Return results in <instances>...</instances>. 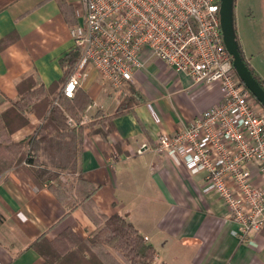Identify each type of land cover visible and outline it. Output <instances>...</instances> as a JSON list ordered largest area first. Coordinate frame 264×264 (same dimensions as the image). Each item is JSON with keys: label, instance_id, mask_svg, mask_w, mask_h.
Masks as SVG:
<instances>
[{"label": "crops", "instance_id": "obj_1", "mask_svg": "<svg viewBox=\"0 0 264 264\" xmlns=\"http://www.w3.org/2000/svg\"><path fill=\"white\" fill-rule=\"evenodd\" d=\"M77 8L78 0H0L1 113L19 100L24 79L34 76L49 88L64 78L60 59L73 50L70 29L80 22ZM141 57L144 68L127 84L128 96L132 88L137 101L133 110L114 119L108 138L84 136L80 168L100 186L93 195L95 216L121 215L132 223L154 247V264H264V229L256 245L242 242L231 232L235 226L222 200L202 193L204 176L190 174L180 157L156 150L162 133L177 132L221 102L219 84H195L149 51ZM64 85L53 94L63 92ZM78 89L92 101L84 116L89 121L98 112L116 113L128 97L121 100L92 65L80 73ZM40 113L28 112V123L12 135L14 142L34 134ZM97 224L82 206L69 211L49 185H37L25 169L0 175V264H44L31 247L34 241L42 235L54 241L70 230L75 240L66 243L72 247L92 239ZM106 251L101 252L105 264H125L113 250Z\"/></svg>", "mask_w": 264, "mask_h": 264}, {"label": "built area", "instance_id": "obj_2", "mask_svg": "<svg viewBox=\"0 0 264 264\" xmlns=\"http://www.w3.org/2000/svg\"><path fill=\"white\" fill-rule=\"evenodd\" d=\"M220 6V0H78L80 22L70 35L81 56L63 94L73 98L80 73L92 65L124 100L148 51L195 84H219L221 102L177 132L162 133L156 150L180 157L190 174H202V193L222 200L232 234L253 246L264 229V107L237 75Z\"/></svg>", "mask_w": 264, "mask_h": 264}, {"label": "trees", "instance_id": "obj_3", "mask_svg": "<svg viewBox=\"0 0 264 264\" xmlns=\"http://www.w3.org/2000/svg\"><path fill=\"white\" fill-rule=\"evenodd\" d=\"M61 6L71 13V7L66 4ZM240 53L248 70L264 89V81L251 68L242 50ZM80 56V50L73 49L60 59L64 78L49 88L34 76L18 84L19 100L0 112V175L11 169H25L37 185H49L69 211L82 206L98 223L99 230L92 239L71 243L72 247L66 243L67 238H71L72 242L75 240L70 230L64 231L54 241H48L45 235L34 241L31 247L44 259V264H105L101 252L107 248L113 250L125 264H154V247L146 243L132 223L121 215L97 217L94 214L93 195L100 186L88 181L80 168L84 136L86 133H99L108 138L114 130V119L132 111L137 101L131 88L132 94L122 102L116 113L105 115L98 112L92 120L82 124L92 102L89 96L78 88L71 99L65 97L62 91L53 94L56 87L66 84L77 68ZM38 110L42 112L41 123L34 134L14 142L12 135L28 123V112L37 114ZM70 120L75 123L74 126L69 124ZM77 194L82 199H77Z\"/></svg>", "mask_w": 264, "mask_h": 264}, {"label": "rangeland", "instance_id": "obj_4", "mask_svg": "<svg viewBox=\"0 0 264 264\" xmlns=\"http://www.w3.org/2000/svg\"><path fill=\"white\" fill-rule=\"evenodd\" d=\"M233 14L241 50L256 75L264 81V0H235Z\"/></svg>", "mask_w": 264, "mask_h": 264}, {"label": "water", "instance_id": "obj_5", "mask_svg": "<svg viewBox=\"0 0 264 264\" xmlns=\"http://www.w3.org/2000/svg\"><path fill=\"white\" fill-rule=\"evenodd\" d=\"M220 17L221 26L224 36V42L229 54L233 59V64L237 75L243 84L249 89L253 97L264 107V89L254 79L248 70L244 59L240 53V46L237 41L236 31L234 27V1L235 0H220Z\"/></svg>", "mask_w": 264, "mask_h": 264}, {"label": "flooded vegetation", "instance_id": "obj_6", "mask_svg": "<svg viewBox=\"0 0 264 264\" xmlns=\"http://www.w3.org/2000/svg\"><path fill=\"white\" fill-rule=\"evenodd\" d=\"M248 62V61H247Z\"/></svg>", "mask_w": 264, "mask_h": 264}]
</instances>
